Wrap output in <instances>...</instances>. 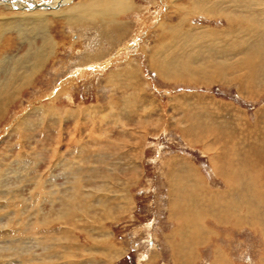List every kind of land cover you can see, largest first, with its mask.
Masks as SVG:
<instances>
[{"label":"rangeland","instance_id":"obj_1","mask_svg":"<svg viewBox=\"0 0 264 264\" xmlns=\"http://www.w3.org/2000/svg\"><path fill=\"white\" fill-rule=\"evenodd\" d=\"M30 1L29 9L0 3L4 20L43 13L54 45L0 114V264H31L8 255L9 228L28 233L21 250L39 264L45 249L50 264H264V66L208 76L211 59L231 64L258 50L264 58V31L252 28L258 40L244 29L248 19L232 24L222 13L239 19L256 1L222 0L210 16L133 0L120 27L67 23L58 14L79 0L43 10L34 4L48 0ZM254 12L264 25V9ZM8 31L0 61L10 65L43 41ZM220 45L228 56L213 54ZM169 50L192 55L190 74L170 79L150 65ZM226 198L239 206L236 228L218 219L232 206H206Z\"/></svg>","mask_w":264,"mask_h":264},{"label":"bare ground","instance_id":"obj_2","mask_svg":"<svg viewBox=\"0 0 264 264\" xmlns=\"http://www.w3.org/2000/svg\"><path fill=\"white\" fill-rule=\"evenodd\" d=\"M132 1L133 0H79L78 2H75L73 5H70V7L68 8L67 11L63 12L62 14H58L60 17H65V19L67 18V23H71V24H74L76 26H86V25H89V24H97L99 23L100 25L101 24H106V25H109V26H121L123 25L125 22H123L121 20V16L125 15V14H128L129 12L131 13V11L134 10V5L132 4ZM149 1L150 3L154 2L155 0H147ZM166 1V0H165ZM168 1V0H167ZM169 0L168 1V4H171V5H178L179 8H189L190 10H195V11H202L205 15H214L217 11H219V7L221 6L222 4V0H187V4H181V3H174L176 0ZM253 1H256L255 2V8H247L245 7L244 9V13H241V17L238 19V15H234V14H231L229 12H222L223 14L226 15V17L228 18V21L232 24H237L239 20H245V19H248L247 22H245V25L246 27L244 28L247 32L249 33H252L251 35H254L253 37L254 38H258L259 40V35H258V32L255 31L256 30H262L264 31V25H258L257 23H261L259 20H256L257 19V15L254 11H258L260 9V11H262L264 8H263V5H264V0H253ZM34 2V0H33ZM70 3L72 2V0H63L61 4L63 3ZM148 2V3H149ZM0 3L1 4H5L6 6L8 7H18V8H23V9H26L28 7H30L32 5V1L30 0H0ZM54 3H57L56 0H48V1H44L43 3L39 4V3H36L34 4V7H37L38 6L40 8H38V10H43L45 9V7H48V6H52L54 8H58L57 6H55ZM147 3V4H148ZM165 3V2H164ZM58 5V4H57ZM143 5V4H142ZM141 5V6H142ZM146 5V4H145ZM149 5V4H148ZM147 5V6H148ZM166 5V3H165ZM253 5V4H252ZM69 6V5H68ZM139 7L140 8H143V7ZM159 6V5H158ZM165 7V6H164ZM253 7V6H252ZM17 8V9H18ZM32 8V7H31ZM53 8V10H55ZM60 8V7H59ZM160 8V7H159ZM263 8V9H261ZM14 9V8H13ZM15 9V10H17ZM29 9V8H28ZM35 9V8H34ZM33 9V10H34ZM61 9V8H60ZM150 9V8H149ZM173 9V7H172ZM243 9V7H242ZM148 10V8H147ZM171 10V9H170ZM189 10V11H190ZM7 11V10H6ZM26 11V10H25ZM137 11V10H136ZM135 11V12H136ZM169 11V10H168ZM173 11V10H172ZM9 14L10 12L7 11ZM28 12V11H27ZM40 12V11H39ZM50 12V11H49ZM60 12V11H59ZM62 12V11H61ZM154 12V11H153ZM174 12V11H173ZM16 14H11L12 16H16V17H12L11 18H16L13 19V20H10V19H5L3 18L4 14L1 15L0 14V38L2 37L3 34L6 33V31H8V29L10 28V30H12L13 32H16L17 34H19L20 36H25V35H30L32 36L33 34H39L42 35V43L41 45H37V44H34L32 45L33 46V49H28L26 52H24V54H22L18 59H14V62L10 65V62H9V58H2V60L0 61V72L1 70H4V75H3V78L0 80V114H2V110L4 108H6L7 104L11 102V100L14 98V96L16 95L18 89L20 87H22L24 84H26L27 82H29L31 79H32V76L33 74H35V72L38 70H40L44 64V59H45V56L51 51V49L53 48V43H50L48 39H50L49 37H47L48 35V18L43 15V13H37L36 11H29V13H25V12H15ZM55 13V12H53ZM149 13V11H148ZM172 13V12H171ZM218 13V12H217ZM141 14V13H140ZM260 14V13H259ZM56 15V16H58ZM132 15V14H131ZM136 15V14H134ZM147 15V14H146ZM154 16V15H153ZM166 16V14H165ZM5 17V16H4ZM167 17V16H166ZM174 17V16H173ZM172 17V19H173ZM8 18V17H7ZM137 18V17H136ZM153 19H156V18H153ZM189 19V18H188ZM164 21V20H163ZM180 22H183L182 20ZM240 22V21H239ZM256 22V23H255ZM19 23H25L28 27H30L31 29L28 30V29H23V28H19ZM188 23V21H187ZM91 24V25H92ZM98 24V25H99ZM191 25V23H190ZM178 25H171L170 24V27H171V30L174 32L175 30L178 29L177 27ZM189 26V25H188ZM233 26V25H232ZM129 27V26H128ZM148 27V26H147ZM160 27V26H159ZM169 27V26H168ZM105 28V27H103ZM234 28V26H233ZM252 28H255V29H252ZM113 29V28H112ZM117 29V28H116ZM161 29V28H160ZM183 29V28H182ZM187 29V28H185ZM191 29V27L189 28ZM204 34L207 33V31L212 34V35H216L218 34V31H214V30H210L209 28H202L201 29ZM232 30V29H231ZM244 30V31H245ZM111 31V30H109ZM124 31V30H123ZM227 31V30H225ZM224 31V32H225ZM9 32V31H8ZM125 32V31H124ZM230 32V31H229ZM163 33V32H162ZM179 33V32H178ZM120 34V33H118ZM160 35V34H159ZM162 35V34H161ZM231 35V34H229ZM171 36V35H170ZM238 36V35H236ZM261 37L260 38H263L264 39V33L260 35ZM46 37V38H44ZM102 37V36H101ZM168 37V36H167ZM208 37H210L208 35ZM216 37V36H215ZM214 38V36H213ZM35 39V38H34ZM111 39V38H110ZM165 39V38H164ZM168 39V38H167ZM170 39V38H169ZM178 39V38H177ZM166 40V39H165ZM228 40V39H227ZM168 41V40H167ZM179 41V40H178ZM182 41V40H181ZM163 42V40H162ZM166 42V41H165ZM32 43V42H30ZM181 43V42H180ZM212 43V42H211ZM210 43V44H211ZM225 43V41H224ZM216 44V43H215ZM8 45V43L5 41V44H3L2 48H6ZM185 45V44H184ZM31 46V47H32ZM30 47V46H29ZM167 47V46H166ZM189 47V46H188ZM211 47V45H210ZM223 46L220 45V46H215L213 50L212 49V52H214L213 54L219 52V55L223 56H228L229 52L224 50V48H222ZM263 47V50H264V43L262 45ZM158 48V46H157ZM217 49V50H216ZM223 49V50H222ZM234 49V48H233ZM259 49V48H258ZM261 49V47H260ZM157 50V49H155ZM165 50V49H164ZM235 52L237 51L236 48L234 49ZM259 51V50H258ZM255 52L254 54L252 53L249 57V59H246V57H244V55L242 56L241 59H237L235 62L233 63H225V61H217L215 59H211V62L210 64H212V67L214 69H209L210 71H212V73H209V77H215V76H219V75H216L219 73V71L221 72H224L223 70H227L229 71V67L231 66L232 69H234L232 66H241L243 65L244 67L246 68H250L252 69L254 66H257V68H259L260 66H264V58H262V56H259V52ZM181 52V51H180ZM211 52V53H212ZM231 52V51H230ZM52 53H53V50H52ZM166 54H164L163 58L161 59H157L153 56V58H151V63L150 65L153 67H157L158 70L160 71L159 74L161 75H165V76H168L170 79H180L182 78L181 77V73H187V74H184L185 76L190 74V71H192V64H193V57L191 54H187L188 56L185 57V54L183 55L182 58H179L177 56H175L174 53H171V51H166L164 52ZM200 53V52H199ZM232 53V52H231ZM236 54V53H235ZM257 54V55H256ZM53 55V54H52ZM231 56V55H230ZM49 58V57H48ZM7 60V61H6ZM11 61V60H10ZM7 62V63H6ZM132 64V63H131ZM6 65V66H4ZM8 65V66H7ZM216 66V67H215ZM259 66V67H258ZM3 67L5 69H3ZM154 67V68H155ZM128 68V67H127ZM196 68V67H195ZM202 68V66H201ZM230 68V70H231ZM242 68V67H240ZM177 69H182V70H177ZM166 70H170L169 72L166 71ZM219 70V71H218ZM181 71V72H180ZM201 71V70H200ZM176 72V73H174ZM232 72V71H231ZM180 73V74H179ZM205 73V72H204ZM129 75H127V78H128ZM229 76V75H228ZM190 75L188 76V80L190 79L189 78ZM226 77V76H224ZM131 78V77H129ZM198 78V77H196ZM219 79V78H218ZM60 91V90H59ZM127 105V104H126ZM122 121L120 120V123ZM124 124V123H123ZM141 126H142V123L140 122ZM36 165V164H35ZM80 175V174H79ZM42 183V182H41ZM71 184V183H70ZM76 184V183H75ZM227 186V185H226ZM35 188V187H34ZM59 190V189H58ZM77 186H76V192H77ZM191 191V190H190ZM205 192V191H204ZM69 193V192H68ZM71 193V192H70ZM207 193V192H206ZM196 195V194H195ZM191 196V195H189ZM194 196V195H192ZM72 197H76L75 195H72L71 196V199ZM204 197V196H203ZM206 197V196H205ZM202 198V197H201ZM207 198V197H206ZM215 199V198H214ZM234 199V198H233ZM67 200V199H66ZM204 200V199H203ZM224 201H221V202H214V203H209V204H206L207 205H213L214 207H217L216 210H221V209H230L231 206L233 208V211L232 213H230L228 210L222 214V215H219V220L221 219V222L223 224V222H227V224H223L224 226H231V227H238V224H233L235 222V220H233L234 218H230V216L232 214H234L233 212H235V210L238 209V207H235L234 206V203L232 202V198H226V199H223ZM74 201V199H73ZM68 203V202H67ZM23 205V204H22ZM63 205V203H62ZM69 205V204H68ZM36 207V206H35ZM208 208V206H207ZM201 211V210H200ZM67 212V211H66ZM2 215V214H0ZM6 215V213H5ZM63 216V215H62ZM236 219V218H235ZM47 220V219H46ZM45 220V221H46ZM228 220V221H227ZM43 222L45 226H47V223L46 222ZM48 221V220H47ZM185 221V220H183ZM218 221V220H217ZM254 221V220H253ZM19 222V221H18ZM25 222V221H24ZM38 222V220H37ZM49 223V222H48ZM236 223V222H235ZM257 223V222H256ZM187 224V223H186ZM243 224V223H242ZM20 225V224H19ZM22 225V224H21ZM49 225V224H48ZM258 225V224H257ZM28 226V225H27ZM37 226V225H36ZM40 226V225H39ZM229 226V227H230ZM242 226V225H241ZM240 226V227H241ZM247 227H249V229L251 230H257L258 229V226H254L253 224H250L248 225V223L246 224ZM18 227V226H17ZM34 227V226H33ZM20 229H25V225L19 227ZM46 228L45 227L43 229V231L45 230L46 231ZM14 229V228H12ZM11 228H9V234L11 235V237H9V241L14 243V247H6L8 249H11V254H8V255H11V257H16L18 258V260L20 261L21 260H24V261H28V262H31V264H39L38 261H34L33 263V255L31 251H27L25 254L22 252L21 248H22V245H26V241L25 239L28 238L29 236L26 234H22L20 233L19 231L18 232H10ZM6 231V230H5ZM3 231V232H0L1 236H3L4 234H6V232ZM26 231V230H25ZM35 231V230H34ZM42 231V230H41ZM258 231V230H257ZM256 231V232H257ZM23 232V231H22ZM8 233V232H7ZM3 234V235H2ZM44 235H46L45 233H43ZM9 235V236H10ZM32 236V235H31ZM261 236V235H260ZM263 236V235H262ZM4 239V236L1 237ZM34 239V238H33ZM37 242H40V240L38 241L37 238H35ZM45 239V238H44ZM32 241V240H31ZM1 242V241H0ZM5 243V242H4ZM41 243V242H40ZM199 243V242H198ZM38 245V244H37ZM40 245V244H39ZM4 247V246H3ZM44 247V246H43ZM51 250L50 249H45L44 253L41 254L42 256L40 257L41 260H43V264H50V262H48L46 260V257L49 255V252ZM217 251L215 249V253L217 254ZM3 253V252H1ZM0 253V254H1ZM6 255V253H5ZM37 255V254H36ZM39 255V253H38ZM217 256V255H215ZM23 258V259H22ZM28 259V260H25V259ZM217 258V257H216ZM4 259V258H2ZM215 262L217 263L218 260L215 259ZM12 263V262H11ZM24 263V262H23ZM10 264V262H9ZM219 264V262L217 263Z\"/></svg>","mask_w":264,"mask_h":264},{"label":"water","instance_id":"obj_3","mask_svg":"<svg viewBox=\"0 0 264 264\" xmlns=\"http://www.w3.org/2000/svg\"><path fill=\"white\" fill-rule=\"evenodd\" d=\"M63 0H56V2L61 3Z\"/></svg>","mask_w":264,"mask_h":264},{"label":"crops","instance_id":"obj_4","mask_svg":"<svg viewBox=\"0 0 264 264\" xmlns=\"http://www.w3.org/2000/svg\"><path fill=\"white\" fill-rule=\"evenodd\" d=\"M190 262V261H189Z\"/></svg>","mask_w":264,"mask_h":264}]
</instances>
